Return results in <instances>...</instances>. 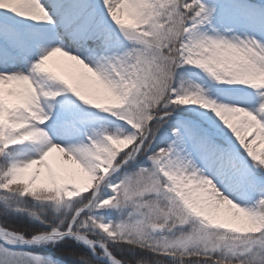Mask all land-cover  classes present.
<instances>
[{
    "label": "snow or ice",
    "instance_id": "1",
    "mask_svg": "<svg viewBox=\"0 0 264 264\" xmlns=\"http://www.w3.org/2000/svg\"><path fill=\"white\" fill-rule=\"evenodd\" d=\"M186 65L208 81L176 87ZM49 81L126 126L47 103ZM27 143L46 147L10 150ZM260 144L264 0H0V213L48 223L23 197L72 212L27 235L0 221V264H60L17 245L65 237L85 245L60 249L68 264H264Z\"/></svg>",
    "mask_w": 264,
    "mask_h": 264
},
{
    "label": "rangeland",
    "instance_id": "2",
    "mask_svg": "<svg viewBox=\"0 0 264 264\" xmlns=\"http://www.w3.org/2000/svg\"><path fill=\"white\" fill-rule=\"evenodd\" d=\"M30 65H24L23 66V71L27 72L30 69ZM48 67L52 68L53 70L57 71L58 74L65 76L64 72L57 66L55 67L54 64L53 65H48ZM208 81V77L205 75V73L199 69L198 67H193V66H184L180 69H178V73H177V77H176V87H179L180 84L188 82L191 84H201L203 85L204 83H206ZM48 84L56 90H61V95L56 97V98H52L49 99L47 101V103H51L56 105L57 107H60L62 104H68L69 102H74V104L78 107H80L81 109L86 110V112L89 114L88 115V120L89 123H91L94 127L100 128V127H106L111 129H115L116 127H124L126 126V122L124 121H120V120H116L115 117L111 116L108 113L103 112L102 110L96 109L94 106H90V105H86L83 101H81L78 97L75 96L74 93H71L70 91H63V87L62 85L58 84V83H54L52 81H49ZM217 87H243V88H247L248 92H252L253 90L248 87V86H240V85H227L226 83H221L216 85ZM47 110V108H46ZM48 123H51V121H49ZM130 127V126H129ZM52 139L56 142V143H64V144H70V143H75L76 141H69V140H62L57 138L56 136H53ZM264 147V144H261ZM20 146H24V153L25 155L22 156L21 158L27 159V158H36L33 148L30 146L29 143L25 144V145H20ZM117 175H119V173H117ZM2 191V190H0ZM5 191V190H3ZM85 194V193H82ZM75 198V197H73ZM22 199V198H21ZM19 199V200H21ZM78 199V198H77ZM50 204L52 205V207L54 208L53 210L58 212L62 209H65L63 207H61L59 210H57L56 205L53 202H50ZM21 205L22 206H26V201H21ZM97 215L104 221V222H116L119 223L121 222L123 219L126 218L127 213L126 212H121L120 210L108 207L105 209H100L97 210ZM99 231V230H97ZM100 235H102V233L100 232ZM48 246H50L49 244H44L41 247H32V250H43L45 248H47ZM31 251V250H30Z\"/></svg>",
    "mask_w": 264,
    "mask_h": 264
},
{
    "label": "trees",
    "instance_id": "3",
    "mask_svg": "<svg viewBox=\"0 0 264 264\" xmlns=\"http://www.w3.org/2000/svg\"><path fill=\"white\" fill-rule=\"evenodd\" d=\"M10 150L15 153H23L25 155L23 151L24 146H14ZM15 186L16 185H13V187ZM23 200L26 201V206L21 205V201ZM18 203L21 208L32 209L37 211L39 215L43 218V220L48 221V223H43L40 219L33 217L29 212L17 211L15 210V208L9 209L6 213H0V221H6L9 225H13L17 229L24 231L26 235L35 231L50 232L52 230L53 225L58 224L61 219L65 218V216L70 217L72 215V212L66 209H62L56 212L53 210L54 208L52 207L50 202L36 201L31 197H23L21 200L18 201ZM103 235L105 234L102 233L101 236ZM69 242L72 245L84 248L81 244H77L76 241L67 239L61 243H58L56 245H50L43 250L37 251L41 252L45 256H52L53 259L59 260L60 264H68L67 259L61 255L60 249ZM138 254L143 255V253Z\"/></svg>",
    "mask_w": 264,
    "mask_h": 264
},
{
    "label": "bare ground",
    "instance_id": "4",
    "mask_svg": "<svg viewBox=\"0 0 264 264\" xmlns=\"http://www.w3.org/2000/svg\"><path fill=\"white\" fill-rule=\"evenodd\" d=\"M66 59V58H65ZM55 60H56V58H54L53 59V61H50L49 62V64L50 65H53V64H55L56 66H57V64L55 63ZM59 67V66H58ZM63 72H64V74L66 75V78H70L69 77V73L68 72H66L63 68H61V67H59ZM259 143V142H258ZM30 144V143H29ZM30 146L33 148V151H34V154H35V157L37 158L38 156H39V154H40V151L41 150H43L46 146H44V145H33V144H30ZM258 151H264V147L260 144V146H259V148L257 149ZM46 244V243H45ZM85 246V245H84ZM17 247H28V248H32V247H29L28 245H17ZM33 247H35V246H33ZM104 261H106L107 263H108V261H107V259L105 258V260Z\"/></svg>",
    "mask_w": 264,
    "mask_h": 264
},
{
    "label": "water",
    "instance_id": "5",
    "mask_svg": "<svg viewBox=\"0 0 264 264\" xmlns=\"http://www.w3.org/2000/svg\"><path fill=\"white\" fill-rule=\"evenodd\" d=\"M66 238H70V237H65L64 239H66ZM104 263H105V264H108L106 261H104Z\"/></svg>",
    "mask_w": 264,
    "mask_h": 264
}]
</instances>
